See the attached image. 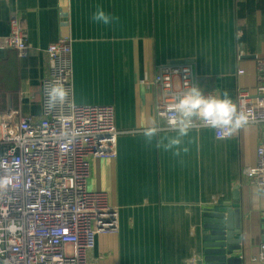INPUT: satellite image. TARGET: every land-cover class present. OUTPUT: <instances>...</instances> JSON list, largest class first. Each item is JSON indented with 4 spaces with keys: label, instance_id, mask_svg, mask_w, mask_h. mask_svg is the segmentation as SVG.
I'll return each instance as SVG.
<instances>
[{
    "label": "crops",
    "instance_id": "0c3cea01",
    "mask_svg": "<svg viewBox=\"0 0 264 264\" xmlns=\"http://www.w3.org/2000/svg\"><path fill=\"white\" fill-rule=\"evenodd\" d=\"M97 6L119 21L94 23ZM16 12L25 20L30 54L0 50V113L42 117V81L51 73L46 49L63 37L71 38L74 102L115 109L116 155L91 159L87 188L108 195L120 228L97 235L89 263L192 264L197 256L195 264H205L202 209L236 193L243 264H261L251 257L264 229V192L241 170L256 165L264 124H247L226 139L211 128L191 129L182 144L188 151L179 156L155 139L149 143L142 125L155 118L157 139L176 135L156 116L160 89L153 80L162 65L193 64L205 95L227 90L233 101L240 90L260 95L264 0H0V38Z\"/></svg>",
    "mask_w": 264,
    "mask_h": 264
},
{
    "label": "built area",
    "instance_id": "2783aa9c",
    "mask_svg": "<svg viewBox=\"0 0 264 264\" xmlns=\"http://www.w3.org/2000/svg\"><path fill=\"white\" fill-rule=\"evenodd\" d=\"M29 34L22 13L9 20L0 50L30 54ZM50 75L42 81V117H23L18 109L0 113V264H90L88 252L99 234L119 231V209L105 192L90 191V161L114 157L119 131L111 105H77L73 100L71 38L63 37L46 49ZM260 95L240 90L233 101L248 115V124H264V57L257 60ZM61 82L70 103L49 113L44 85ZM154 83L160 89L155 109L162 129L174 130L169 121L179 94L196 85L193 64L162 65ZM206 128L198 122L192 129ZM78 133L63 138L62 131ZM216 138L220 131L212 129ZM240 130L229 138H236ZM226 139V138H224ZM65 145V147H62ZM255 166L242 168L243 178L264 192V141L257 148ZM16 226L15 232L8 229ZM199 257L190 261L195 264ZM252 262L264 264V229L259 251Z\"/></svg>",
    "mask_w": 264,
    "mask_h": 264
},
{
    "label": "clouds",
    "instance_id": "9594fccd",
    "mask_svg": "<svg viewBox=\"0 0 264 264\" xmlns=\"http://www.w3.org/2000/svg\"><path fill=\"white\" fill-rule=\"evenodd\" d=\"M91 20L97 24L110 25L118 22L119 17L97 6L91 15ZM44 95L46 97L44 107L49 113L70 103L69 90L59 81L46 83ZM172 110L176 116L169 121V125L175 130L176 135L157 139L160 128L155 118L149 124L142 125V135L149 143L155 139L157 147L172 151L174 156H179L181 151H188L186 146L182 147L183 138L188 136L197 122L203 127L219 130L220 138L224 139L245 127L249 120L244 111L238 110L227 90L222 96L205 95L197 85H191L179 94ZM77 134L66 129L62 131L61 136L71 139ZM8 183L7 179H0V189L6 188ZM8 230L15 232L17 229L15 225H11Z\"/></svg>",
    "mask_w": 264,
    "mask_h": 264
},
{
    "label": "water",
    "instance_id": "95a60500",
    "mask_svg": "<svg viewBox=\"0 0 264 264\" xmlns=\"http://www.w3.org/2000/svg\"><path fill=\"white\" fill-rule=\"evenodd\" d=\"M12 108L11 101L9 109ZM237 190V187L235 188ZM242 212L238 194L222 206L211 205L201 213V255L205 264H243Z\"/></svg>",
    "mask_w": 264,
    "mask_h": 264
},
{
    "label": "trees",
    "instance_id": "16d2710c",
    "mask_svg": "<svg viewBox=\"0 0 264 264\" xmlns=\"http://www.w3.org/2000/svg\"><path fill=\"white\" fill-rule=\"evenodd\" d=\"M245 7H247V4L244 5ZM243 9V8H240V10ZM5 112V111H4Z\"/></svg>",
    "mask_w": 264,
    "mask_h": 264
}]
</instances>
